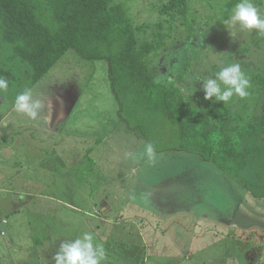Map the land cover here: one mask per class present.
<instances>
[{
  "label": "rangeland",
  "instance_id": "rangeland-1",
  "mask_svg": "<svg viewBox=\"0 0 264 264\" xmlns=\"http://www.w3.org/2000/svg\"><path fill=\"white\" fill-rule=\"evenodd\" d=\"M167 1L113 0L112 4H123L132 24L140 27L159 22L158 8ZM225 2L227 0L211 3L194 0V9L199 11L203 25L208 24L204 30L206 37L211 33V38L206 40L208 43L203 52L199 51V46L192 50L194 55L190 60L188 83L180 86L186 96L194 101L197 99L189 101L188 108L193 111L197 107L203 108L207 105L203 104L204 91L202 83L196 82L197 78H214L220 67L240 63L251 81L249 95L243 99L234 96L227 104V114L223 113L227 117L226 128L241 129L262 115L264 93L255 88L260 84L255 77L264 73V34L253 30L241 32L232 39L226 28L219 24ZM253 3L264 13V0ZM2 31L0 21V60L14 69L17 79L7 93H0V115L10 110L16 93L31 87L27 65L20 59H8L13 48L3 44ZM152 34L151 29L147 32L141 29L137 36L143 43L150 40ZM174 41L175 37L169 44L172 49ZM119 50L103 48L100 54L110 57ZM186 50H175L170 55L163 53L164 63L174 62V75L181 71V60L187 56ZM108 66L107 61L84 60L75 50H70L41 82L32 86L39 94L53 96L55 112L51 124L37 123L17 115L8 127H0L4 133L10 129L25 132L34 142L35 147L31 144L30 150L35 157L40 155L39 152L37 155L38 150L43 152L45 141L42 137L53 139L61 149L59 155L52 152L51 158L43 159L39 169L32 166L30 153L26 154L27 160L17 158L12 152L5 155L4 170L8 181H0V254L7 261L14 255L19 256L22 250L24 255H28L31 236L36 232L48 242L44 251L47 261H42V264H53L52 257L58 250L54 248L57 241H69L87 231L95 236L94 243H102L106 249L103 264H127L124 260L132 253L129 245L134 242L133 236L140 234L126 229L127 220L141 217L146 222L141 228L144 229L143 235L152 240L149 241L151 248L146 250L162 256L161 262L154 257L150 264H264L262 242L242 240V244L234 240L225 227H211L215 218L229 220L241 229L256 225L253 216L248 214L250 207L245 216L239 215L238 209L241 200L253 206L258 201L253 200L249 187L257 194L264 192V139L245 145L243 158L229 162L239 167L233 170V174L235 180L241 182L240 186V182L226 178L216 166L204 162L200 156L176 150H197L198 142L208 136L201 135L205 131L202 124L198 133L193 130L194 137L190 139L188 132L183 133L170 121L163 119L162 124L158 118L152 120L147 116L148 109L135 106L131 112L132 106H127L125 100V118L118 117L116 108L119 109V103L111 87ZM155 68L159 66L155 65ZM158 79L164 80L160 75ZM208 102L216 108L217 103ZM172 110L162 106L161 102L155 112H165L163 117H168ZM60 130L62 132H58ZM141 132L148 136L158 151H155L156 158L152 163L147 158L134 162L125 155L141 152L144 145L150 143L140 135ZM208 139H214L213 133ZM231 148L237 146L231 145ZM245 184L247 189L243 187ZM149 192L163 200H152V204V195L146 196ZM103 203H109L113 210L107 218L99 213ZM221 203L224 206H220ZM145 204H151L155 209V204L160 207L167 205L169 213L187 204L192 208L197 206L203 213L201 217L208 220L201 221V212H198L197 225L188 226L189 220L181 218L178 225L183 227H177L173 218L168 215L158 217L159 213L154 209L146 210ZM5 220L7 225L3 224ZM208 221L211 226L202 225ZM156 229L162 232L160 238L154 234ZM2 232L7 236L3 237ZM249 233L251 240L261 238L264 241V234L257 235L256 230H249ZM158 241H162V247H156ZM136 244L139 245L138 242ZM137 250L139 253L140 249Z\"/></svg>",
  "mask_w": 264,
  "mask_h": 264
},
{
  "label": "trees",
  "instance_id": "trees-1",
  "mask_svg": "<svg viewBox=\"0 0 264 264\" xmlns=\"http://www.w3.org/2000/svg\"><path fill=\"white\" fill-rule=\"evenodd\" d=\"M206 1L211 3L218 0ZM112 2L113 0H0L2 41L13 48L8 59H20L27 65L31 87L41 82L70 50H75L84 60L107 61L111 87L119 103L121 117L125 118V100L127 106H132L131 112H134L135 106L148 109L147 116H151L152 120L158 118L161 122L163 119L170 121L174 127L182 129L183 133L188 132L190 139L194 137L193 130L198 133L202 124L205 131L201 135L209 136L213 133L214 139L210 141L208 136L202 138L195 151L181 148L176 150L200 156L235 180L233 170H238L239 167L229 162L243 158L245 145L264 139V105L262 115L255 117L248 126L241 129L226 128L227 117L224 113L228 112L227 105L217 103L216 108H212L210 102L203 99V104L207 106L197 107L195 111L188 108L189 101L194 100L183 93L180 85L188 83L190 60L194 55L192 50L199 46V51L203 52L208 43L206 40L211 38V33L206 37L204 30L208 24L203 25L199 11L194 9V0H168L158 8L161 15L159 22L140 27L132 24L123 4ZM237 2L239 0H227L222 5L221 20L228 18ZM220 26L223 27L222 24ZM141 29L144 32L151 29L152 38L150 36V40L141 43L137 36ZM173 37L176 39L172 45L174 49L169 47ZM103 48L120 50L116 55L106 57L100 54ZM182 48L187 49V56L181 60L183 66L179 75H174V62L164 63V54L170 55ZM157 61L159 64H155ZM155 65L159 68H155ZM158 75L164 79L161 83H157ZM261 75L255 77L260 84L254 87L264 93V73ZM0 76L9 80V87L17 79L14 69L1 60ZM161 102L162 106L174 109L170 116L163 117L165 112H155ZM147 116L145 118L148 120ZM129 127L134 130L131 124ZM140 135L154 147L144 132ZM231 145L237 148H231ZM154 149L158 153L155 147ZM243 186L248 188L246 184ZM248 189L256 197H264V192L257 194L250 187ZM233 234L240 241L262 242L264 246L261 238L258 241L251 240L249 231Z\"/></svg>",
  "mask_w": 264,
  "mask_h": 264
},
{
  "label": "clouds",
  "instance_id": "clouds-1",
  "mask_svg": "<svg viewBox=\"0 0 264 264\" xmlns=\"http://www.w3.org/2000/svg\"><path fill=\"white\" fill-rule=\"evenodd\" d=\"M233 39L241 32L264 34V13L258 9L252 0H239L231 9L228 18L221 20ZM158 80L157 83H161ZM169 82L171 80L169 79ZM201 82L204 98L227 105L234 96L241 99L249 95L251 87L250 78L242 69L240 63H228L219 68L213 76L197 78ZM9 80L0 76V93H7ZM53 96L36 92L34 87H25L15 94L10 110L0 115V127H8L17 115L37 123L51 124L55 112ZM132 161L147 158L149 163L155 161L156 152L151 143L144 145L141 152H129L125 154ZM95 236L87 231L74 239L60 243L58 250L52 257L53 264H103L106 259V249L102 243L95 242Z\"/></svg>",
  "mask_w": 264,
  "mask_h": 264
},
{
  "label": "crops",
  "instance_id": "crops-1",
  "mask_svg": "<svg viewBox=\"0 0 264 264\" xmlns=\"http://www.w3.org/2000/svg\"><path fill=\"white\" fill-rule=\"evenodd\" d=\"M116 115L118 117H120L119 115V109L116 108ZM6 133L3 132V130L0 129V181H6V175H5V170H4V157L8 152H12V154H14L17 158L20 157L21 160H27L29 158H26V154L30 153L31 157L30 159L33 161L32 166L34 168H38L39 169V165L40 162L43 161V159H47L48 157L51 158L50 153L52 152H57V154L59 155L61 149L59 147H57V143L53 140V139H47V138H43V140L45 141V143H43V152L38 150L37 151V155L38 152L40 155L38 156H34L33 154H31V144L35 147L34 142L32 139H29L28 136L25 135V132H22L21 130H16V129H10V130H5ZM58 132H62V130L58 131ZM8 136V138L6 137ZM22 137L21 139H18ZM17 139V140H16ZM6 141H8L9 145L6 146ZM18 143V148L16 150V144ZM19 149V151H18ZM47 149V152L44 150ZM206 162V161H204ZM210 163V162H207ZM214 166H216L213 163H210ZM217 167V166H216ZM218 168V167H217ZM218 170L220 172H222L219 168ZM223 173V172H222ZM224 174V173H223ZM226 178H229L233 181H236L234 179H232L231 177L227 176L226 174H224ZM85 178V177H83ZM8 181V180H7ZM14 181H17V178L14 179ZM237 182V181H236ZM239 183V182H237ZM240 186L241 183H239ZM244 187V186H243ZM245 189H247L246 187H244ZM249 190V189H248ZM250 191V190H249ZM251 192V191H250ZM252 193V192H251ZM149 194L152 195L153 199H151V203L153 204L152 200L154 201H159L163 200L161 197L157 196V195H153L151 192L147 193V197H149ZM252 197L253 200H258L256 201V203L253 205H250V203L248 201H240V206L238 209V213L240 212L239 215L244 214V216L246 215L245 213L247 212V208H251L250 212L248 214L252 215L256 223V225L258 226H254L253 228H249V229H241L240 227L236 226L234 223H232L231 221H225L223 219L220 218H215L216 220L212 219V222L214 224V226L209 225L210 222H206L205 224L203 223V226H211L212 228H219L222 229L223 227H225V229H227L226 231L228 232V234L236 241L241 242L240 239H237V237H235V235L233 234L234 232H238V233H242V231H249V230H256L257 231V235H261L264 234V197H256L253 193H252ZM262 202V203H261ZM141 208H144V205L140 204L139 205ZM157 209L153 208L151 206V204H145V208L146 210H152L154 209L157 213V216H164L167 217V215L170 218H173V223H175V226L177 227H183L178 225L181 222V218H185V220H189V222L187 223L188 226H194L197 225L199 222L197 219V216H199L198 212H201L197 206H195V208L189 207L188 204L186 206H180V210L178 211H171L170 213L168 212V208L167 205H162V207L158 206V204L154 205ZM220 206H224V203H221ZM254 207V208H253ZM209 209V208H208ZM112 208L110 206L109 203H103L100 207V211L101 214L104 217H108L110 215V213L112 212ZM262 211V212H260ZM166 213V214H162V213ZM253 212V213H252ZM237 213V214H238ZM201 214H203L202 212L200 213V217L202 216ZM217 215H219L218 213L216 214V217H218ZM140 216V215H139ZM199 217V218H200ZM202 218V217H201ZM204 220H208L205 219L204 217L201 219V221ZM6 221V220H5ZM196 221V222H195ZM4 225H7V223H4ZM116 224H119V222H116ZM146 224L145 219L138 217V218H133V219H129L127 220V227L126 229L130 232V233H140L138 236H133L135 239L134 242L130 243L129 247L132 248V253L130 254L129 257L125 258V262H127V264H150L151 259L152 258H157L159 262H161V258L162 256L160 254H154L151 253L150 251L146 250L147 247H149V249L151 248V245L149 244V241H152L150 238L147 239L146 236L143 235L144 233V229H141L144 225ZM143 231V232H142ZM4 232L1 233V235L7 236V234H3ZM160 233H162L159 230H154V234L159 236L160 238ZM137 237V238H136ZM264 237V235L262 236ZM158 238V239H159ZM154 239V238H153ZM137 240V241H136ZM136 242L139 243V245L136 244ZM155 242V241H154ZM62 243V242H61ZM157 248L158 247H162V241H158L157 242ZM48 242L43 239L41 237V234H37L36 232H34L31 236V243L28 246L29 247V251H28V255H24L22 253V250L19 254V256L14 255L13 257H11L9 260L7 261L5 259V256L0 254V264H42V261L46 263L47 259H45L44 256V251L45 248L47 246ZM59 244L60 242L57 241L56 245L54 244V248L58 249L59 248ZM244 244V243H242ZM141 245V247H139ZM140 249V252L138 253V250ZM149 260V262H148ZM107 264H112V263H107Z\"/></svg>",
  "mask_w": 264,
  "mask_h": 264
},
{
  "label": "built area",
  "instance_id": "built-area-1",
  "mask_svg": "<svg viewBox=\"0 0 264 264\" xmlns=\"http://www.w3.org/2000/svg\"><path fill=\"white\" fill-rule=\"evenodd\" d=\"M4 223H7V221H4ZM4 234V233H3Z\"/></svg>",
  "mask_w": 264,
  "mask_h": 264
}]
</instances>
